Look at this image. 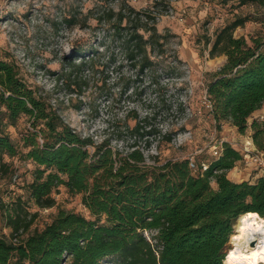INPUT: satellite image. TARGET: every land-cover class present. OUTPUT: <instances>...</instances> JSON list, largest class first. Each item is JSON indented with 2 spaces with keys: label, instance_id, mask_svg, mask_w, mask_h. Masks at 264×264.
Masks as SVG:
<instances>
[{
  "label": "trees",
  "instance_id": "obj_1",
  "mask_svg": "<svg viewBox=\"0 0 264 264\" xmlns=\"http://www.w3.org/2000/svg\"><path fill=\"white\" fill-rule=\"evenodd\" d=\"M240 2L264 6V0ZM251 20L238 15L216 32L210 56L226 55L228 61L211 75L207 96L218 125L231 122L242 134L252 129L255 144L264 150V121L250 123L264 107V41L252 39L250 44L235 37L237 28ZM125 21L112 24L115 36L137 74H144L165 58V36L156 26L130 30L122 25ZM75 57L63 74L66 80L77 83L83 71L100 68L93 49ZM0 86V153L23 154L37 166L26 186L31 200L52 208L53 192L64 186L82 195L93 217L61 210L43 230L27 234L37 215H30L20 197L9 206L0 196V211L12 228L11 237L0 234V264H224L238 218L249 212L264 218V175L256 182L230 179L229 171L243 160L230 143L223 144L222 154L205 171L201 163L198 171L192 170L188 158L149 164L136 143L122 153L110 139L97 143L77 133L19 76L15 64L0 60ZM23 115L30 117L34 131L20 145L6 129ZM149 118L137 121L131 132L144 136ZM166 138L173 140L171 134Z\"/></svg>",
  "mask_w": 264,
  "mask_h": 264
},
{
  "label": "rangeland",
  "instance_id": "obj_2",
  "mask_svg": "<svg viewBox=\"0 0 264 264\" xmlns=\"http://www.w3.org/2000/svg\"><path fill=\"white\" fill-rule=\"evenodd\" d=\"M238 15L252 20L238 27L235 37H245L250 44L252 39L264 41V6L240 0L227 4L221 0H0V60L15 64L19 76L83 137L97 143L110 139L122 153L136 143L149 164L185 158L208 164L218 142L224 141L243 155L228 177L256 182L264 169L253 158H264V150L255 144L253 130L242 134L231 122L218 125L207 96L211 75L228 61L226 55L210 56L215 34ZM116 19H126L122 25L130 30L156 26L165 36V58H155L159 61L153 69L138 75L115 36ZM92 49L100 68L83 71L77 83L64 79L77 53ZM108 59L111 62L103 70ZM146 117L150 118L144 136H135L133 127ZM255 119L264 121V107L250 123ZM6 131L21 145L22 138L34 130L30 117L23 115ZM168 134L173 136L170 143ZM41 140L39 135L40 144ZM22 155L0 153V196L9 206L20 197L30 215H37L27 234L43 230L61 210L93 219L82 195L64 186L53 192L56 204L52 208H41L31 200L26 186L37 166ZM11 233L1 210L0 234L11 237ZM234 233H238L236 223ZM104 264L113 263L106 260Z\"/></svg>",
  "mask_w": 264,
  "mask_h": 264
},
{
  "label": "bare ground",
  "instance_id": "obj_3",
  "mask_svg": "<svg viewBox=\"0 0 264 264\" xmlns=\"http://www.w3.org/2000/svg\"><path fill=\"white\" fill-rule=\"evenodd\" d=\"M236 227L224 264H264V218L249 212L238 218Z\"/></svg>",
  "mask_w": 264,
  "mask_h": 264
},
{
  "label": "built area",
  "instance_id": "obj_4",
  "mask_svg": "<svg viewBox=\"0 0 264 264\" xmlns=\"http://www.w3.org/2000/svg\"><path fill=\"white\" fill-rule=\"evenodd\" d=\"M0 90H1V86H0ZM206 98H207V96H206ZM208 103H209L208 104L209 107L212 108V105H211V102L209 101V99H208ZM223 144H224V141H220V142H218L217 146L214 148V156L215 157H219L222 154ZM246 151L249 152V149H246ZM189 160H190L191 169L194 170L195 172L198 171L200 169V166L196 163L195 159L194 158H190ZM253 160L255 162H257L259 165H261V167L264 169V158H263V156H261V155L260 156H255L253 158ZM201 166H202V168H201L202 171L207 170L208 167H209V165L207 163H205V162L201 163Z\"/></svg>",
  "mask_w": 264,
  "mask_h": 264
},
{
  "label": "crops",
  "instance_id": "obj_5",
  "mask_svg": "<svg viewBox=\"0 0 264 264\" xmlns=\"http://www.w3.org/2000/svg\"><path fill=\"white\" fill-rule=\"evenodd\" d=\"M262 109H263V108H262ZM262 109H261V110H262ZM261 110H260V111H261ZM260 111H258L257 113H259ZM257 113H256V114H257Z\"/></svg>",
  "mask_w": 264,
  "mask_h": 264
}]
</instances>
